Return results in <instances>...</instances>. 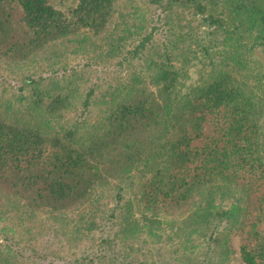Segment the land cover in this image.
<instances>
[{
  "label": "trees",
  "instance_id": "trees-1",
  "mask_svg": "<svg viewBox=\"0 0 264 264\" xmlns=\"http://www.w3.org/2000/svg\"><path fill=\"white\" fill-rule=\"evenodd\" d=\"M144 1L123 11L120 0H0V61L42 69L20 78L26 96L0 99L2 212L37 230L51 222L66 236L71 219L94 223L100 198L113 191L118 211L108 219L117 229L102 240L109 248L142 234L158 240L164 227L184 237L183 254L193 253L190 239L206 229L220 255L237 236L240 263L264 264V0ZM148 7L186 11L213 28L208 35L228 34L217 62L184 93L193 46L155 44ZM128 46L137 64H118L125 80L109 84L90 119L95 84L80 92L84 73L68 71L63 59L88 58L86 70L116 61ZM0 264L24 262L7 250Z\"/></svg>",
  "mask_w": 264,
  "mask_h": 264
},
{
  "label": "rangeland",
  "instance_id": "rangeland-1",
  "mask_svg": "<svg viewBox=\"0 0 264 264\" xmlns=\"http://www.w3.org/2000/svg\"><path fill=\"white\" fill-rule=\"evenodd\" d=\"M129 1L132 0H120L119 8L126 11ZM134 1L141 7H147L144 0ZM221 10V8H217L214 14L224 17L221 15ZM149 11H151V18L154 20L152 26L155 30L152 31V34L155 44L161 45L165 41L172 40L180 49L190 44L193 46L191 51L194 53L188 59V63L183 66L185 77L182 81V92L184 93L198 84L211 70L212 65L217 62L225 46L229 45L228 34L225 33L226 31H218L216 34L208 35V32H211L213 28L198 26L199 21L190 13L176 8L170 13H161L159 9L156 11L153 7L149 8ZM201 48H206L207 53ZM130 49L131 46H128L122 50L121 56L116 61L110 60L103 65L92 63L93 65L86 70L82 66L90 63L88 58L73 55L63 59L62 65L67 67L68 71L74 69L84 73L83 83L79 84L80 92L95 84L94 99L96 103L93 101L94 104L88 109L90 119L96 117L104 105L99 101H101L102 94L107 93L109 84H115V80H125V67L128 66V69L133 70L137 64L138 61L127 54V50ZM120 62H123L125 67L119 66ZM37 72L42 73L40 66H31L25 70L0 61V99L16 100L20 99V96H26L27 92L20 93L17 90L20 78H23L25 74L29 73L28 75H30ZM24 101H16V107H22ZM133 193V189L127 190L124 192L123 198L127 200ZM114 194L113 191L106 192L100 198L102 212L94 213L96 216V219H93L94 223H91L90 217H87L90 220L89 223L79 227L77 221L75 222L78 217L71 219L66 236L61 234V230L54 232L56 225L44 220L39 223L38 230L34 227L36 224L32 223L24 226L16 225L13 218H17V216L12 211L2 212L5 209L0 207V215L5 218L4 221H0V255L9 250L12 256L20 257V262H24V264H110V261L114 263L131 261L135 264V258L142 264L150 263V261L155 264H241L237 255L238 250H236L239 247V238L237 236L232 238L228 256H222L220 253L223 249L218 244H208L207 234L209 231L206 229L201 231L203 235L190 239L191 245L198 246L193 253L183 254L182 241L184 237L176 236L174 229L167 230L164 227L159 228L158 232L161 234V238L158 240L153 241L152 238H146L142 234L127 244H122L119 241L112 242L109 248L102 240H111L117 229V226H113L108 219L113 209H115L114 213L118 211L115 208L117 200ZM230 202L231 200L222 201L223 210L228 208ZM77 229L81 232H77ZM27 231L30 234H27ZM39 255L48 256L42 259Z\"/></svg>",
  "mask_w": 264,
  "mask_h": 264
}]
</instances>
